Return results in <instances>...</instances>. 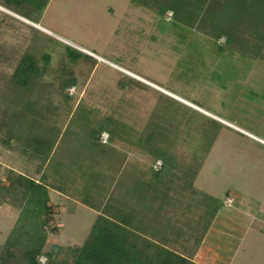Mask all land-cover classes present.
<instances>
[{"label": "rangeland", "instance_id": "1", "mask_svg": "<svg viewBox=\"0 0 264 264\" xmlns=\"http://www.w3.org/2000/svg\"><path fill=\"white\" fill-rule=\"evenodd\" d=\"M45 1L0 0L8 9L0 8V248L20 224L16 177L43 180L39 168L52 179L44 183L76 187L73 199L91 206L52 213L46 251L61 246V261H72L68 249L90 236L114 179V212L134 194L150 198L164 179L174 189L173 214L155 234L171 232L174 221V233L192 232L195 242L217 218L233 219L244 236L234 264H264V144L237 131L264 139L263 0ZM26 56L40 72L27 86L14 76ZM164 156L174 165L170 177L149 178ZM234 194V205L224 206ZM131 235L158 253L142 232Z\"/></svg>", "mask_w": 264, "mask_h": 264}, {"label": "trees", "instance_id": "2", "mask_svg": "<svg viewBox=\"0 0 264 264\" xmlns=\"http://www.w3.org/2000/svg\"><path fill=\"white\" fill-rule=\"evenodd\" d=\"M6 1L16 2L18 0ZM45 3L46 1L41 4L42 7L46 5ZM239 5L241 4L238 2ZM261 11L264 19V9ZM77 60L78 58L74 61ZM38 68L35 60L26 56L21 60L14 76L17 81L21 79L20 82L26 83L24 85L27 86L29 85L28 82L34 79L30 74L36 72L38 75L40 73ZM128 78H130V85L141 84L140 86H146L135 78ZM65 83L66 92L72 84L69 79ZM129 83L126 81L121 82L123 87H126ZM15 183L14 186H17L24 197L23 205L20 206V224L0 248V264H41L40 259L42 257H46V264H196L160 245L156 247L158 253L147 254L139 247V243L135 241L136 239L132 237L126 223H118L102 214L99 215L92 227L91 234L86 242L77 248L68 249L70 255L73 256V260L65 258L61 261L59 259V253L63 251L61 246L54 245L51 251H46V248L50 246L47 243V228L52 221L51 216L53 213L52 207L49 205L50 198L47 183H38L22 174L16 177ZM10 186H13V184H10ZM149 244L154 243L149 242Z\"/></svg>", "mask_w": 264, "mask_h": 264}, {"label": "crops", "instance_id": "3", "mask_svg": "<svg viewBox=\"0 0 264 264\" xmlns=\"http://www.w3.org/2000/svg\"><path fill=\"white\" fill-rule=\"evenodd\" d=\"M46 31L48 33H51L50 30L46 29ZM74 46L84 49L77 45H74ZM191 103L203 109L199 105L193 102ZM196 110L199 111V109H196ZM211 119L217 124H221V125L227 124L221 119H217L215 117L213 118L211 117ZM240 128H237L238 130L237 129L236 130L243 132L249 137L256 139L257 141L264 144V139L242 128L240 129ZM62 131L63 133L65 132L64 130H61L60 132L61 134H62ZM216 137H218V134L216 135ZM99 138L103 144V141L101 140V136H99ZM109 142H110V139L108 143ZM164 157H156L155 158L156 160L152 162L153 167L152 168L149 167L150 168L149 178L151 177L155 179L156 178H161V179L168 178L167 177L169 176L168 174L174 171V165L169 164L170 159H168V157H165V158ZM158 160L163 161V168L160 172H155L153 171V168H154L155 163ZM124 167H126V161L123 163L122 169L120 170L119 174L124 170ZM46 168H48L47 164H46ZM34 173H35V176L42 175L43 177L42 178L43 180H41V177L40 178L30 177L38 183L47 181V179L49 180L50 178V176H45V173H46L45 169L39 170L38 168L35 170ZM20 174L27 176L25 172H20ZM172 178L174 181L175 178L173 176ZM198 179H199V175L196 176L195 182ZM142 181L143 180L140 181V184H142ZM173 181H170V182L173 183ZM49 182H46V183L48 185L47 187H48V193H49V198H50L49 205L50 207H52L53 213L55 214L64 213V212L70 213L71 210L75 208V207H72V205H70L71 203H75L77 206H81V204L85 206L86 204L87 207H91L89 206V202L87 200H85L87 202L83 201V203H80L78 201L76 202L73 199L71 192H74V190L76 191L77 189L76 187H73V189L70 190V187L68 186H64V185L55 186L53 183L51 185ZM143 182H145V186L150 187L147 176ZM96 186L97 188L98 186L100 188V185H96L95 183V187ZM152 186H155V187L154 188L151 187L148 189L149 190L148 197L150 198L143 199L144 194L142 193L138 194L139 195L138 197L136 194H134V198L126 205V207H121L119 211L116 210V212H114L113 208H111L112 210H107L108 206L110 205H112V207H115V206L117 207V203H114V202L111 204L109 203L110 202L109 198L111 197L109 196V194L111 195L115 194V192L119 190L118 183L114 179L112 188H110V193L108 194L109 197L107 196V192H106L108 191L109 187L105 188V190L102 189L104 192H106V197L104 198V201L105 200L106 201L105 203H103L102 201L101 207H99L100 211H98L96 214H99L101 212L102 215H106L113 221H116L118 223H126L127 228L130 231H133L136 233L142 232L143 238L147 239L149 242H152L156 245H160L177 254H180L196 264H234L236 254L241 249V242L244 239V236L240 235L238 237L237 233L241 232V228L236 223V221L233 219L230 220V219L220 218V217L217 218L215 222H212L209 225L208 229L206 228L204 230L202 229L199 230V233L196 235L197 238L195 242H190V240L192 239L191 237L193 236L192 232H189V234L186 235V237H182V235L177 236L176 235L177 233H174L175 231H173L174 229H176L175 228L176 225L174 221H172L173 227L170 229L171 232H173L174 234L173 237H172L171 232H169L166 235L164 233L162 235L155 234L157 232L158 226L160 228L162 225H164L162 221L163 215L170 214L173 212V211L168 210V208H169V204L172 203L171 201H173L172 196H173L174 189L173 190L171 189L172 192H169L168 190H166L164 179L161 182L160 181L157 182L156 185L153 184ZM133 187L137 188L136 183L133 185ZM193 188L195 187L193 186ZM79 189L80 188H78V190ZM130 191H132V189ZM233 196L236 198V194H234ZM103 207H104V211H103ZM182 207H183V204H182ZM90 209L93 210V208H90ZM181 211L179 210L178 212L177 210L176 215L179 214L178 216H182L186 214L184 211L182 212ZM164 222L166 223L167 221H164ZM217 224H220V225H217ZM226 231L228 232L229 235L226 233ZM225 238H227V240H225Z\"/></svg>", "mask_w": 264, "mask_h": 264}, {"label": "built area", "instance_id": "4", "mask_svg": "<svg viewBox=\"0 0 264 264\" xmlns=\"http://www.w3.org/2000/svg\"><path fill=\"white\" fill-rule=\"evenodd\" d=\"M171 14H172V13H170V17H169V19H171V16H172ZM107 138H108V134H107V136L104 134V135L102 136V141L106 143V142L108 141ZM108 139H109V138H108ZM162 168H163V161H162V160H158V161L155 163V165H154V170H155V172H159ZM235 201H236V198H235L233 195H228V196L225 198V200H224V205L227 206V207H232V206L234 205ZM46 261H47L46 257H42V258L40 259V263H41V264H46Z\"/></svg>", "mask_w": 264, "mask_h": 264}, {"label": "bare ground", "instance_id": "5", "mask_svg": "<svg viewBox=\"0 0 264 264\" xmlns=\"http://www.w3.org/2000/svg\"><path fill=\"white\" fill-rule=\"evenodd\" d=\"M0 8L6 10L5 8H3V7H1V6H0ZM6 11H8V9H7ZM21 19L24 20V21H26V22H29V23L32 24V22L29 21L28 19H25V18H23V17H21ZM33 25H34V24H33ZM34 26H36V25H34ZM38 26H39V25H37V27H38ZM40 28H41L43 31L45 30V29H44L43 27H41V26H40ZM46 32H47V31H46ZM98 57H99L100 59H102L100 56H98ZM103 61H104V60H103ZM110 64H112V63H110ZM112 65H113V64H112ZM136 77H137V76H136ZM142 80H143V79H142ZM165 92H166V91H165ZM182 101H183V100H182ZM196 108H197V107H196ZM225 123H227V122H225Z\"/></svg>", "mask_w": 264, "mask_h": 264}, {"label": "water", "instance_id": "6", "mask_svg": "<svg viewBox=\"0 0 264 264\" xmlns=\"http://www.w3.org/2000/svg\"><path fill=\"white\" fill-rule=\"evenodd\" d=\"M36 27V26H35ZM37 28H40V27H37ZM80 50H82L83 51V49H81V48H79ZM86 52V51H85Z\"/></svg>", "mask_w": 264, "mask_h": 264}]
</instances>
